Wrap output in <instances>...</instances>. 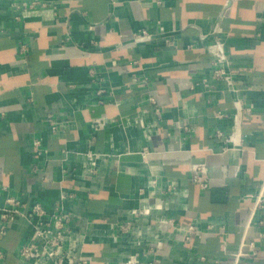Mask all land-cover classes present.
Segmentation results:
<instances>
[{"label": "crops", "instance_id": "crops-1", "mask_svg": "<svg viewBox=\"0 0 264 264\" xmlns=\"http://www.w3.org/2000/svg\"><path fill=\"white\" fill-rule=\"evenodd\" d=\"M8 197L0 264L58 212L85 264H264V0H0Z\"/></svg>", "mask_w": 264, "mask_h": 264}, {"label": "built area", "instance_id": "built-area-1", "mask_svg": "<svg viewBox=\"0 0 264 264\" xmlns=\"http://www.w3.org/2000/svg\"><path fill=\"white\" fill-rule=\"evenodd\" d=\"M150 36L147 33H142L136 37V41L148 40ZM210 52L214 56L213 62V74L212 76L216 79H224L230 83V75L226 72L228 61L224 53L223 45L219 42L211 47ZM51 123L52 130H55V125L51 119H48ZM95 127H101L102 121H96ZM37 144V143H36ZM91 167L93 170L95 167V157L90 155ZM191 179L193 182L198 183L201 187L206 185V173L203 165H192L191 166ZM68 196L63 194L61 199L64 200ZM7 206L0 210V233H3L7 227V224L13 221L16 215H22L20 207L22 206L21 201L15 197H8L6 199ZM45 214L44 209L40 205H34L30 212H27L25 216L27 218H33L34 216H43ZM53 225L55 229H52V223H43L40 221L34 225V235L30 242L22 245L19 249L20 257L23 260H40L49 259L53 264H64L68 261V264H85L84 261L76 259L75 256H71L64 250L63 247V232L60 231L62 228L63 221L68 220V215L58 212L52 216ZM191 232L188 231V233Z\"/></svg>", "mask_w": 264, "mask_h": 264}]
</instances>
